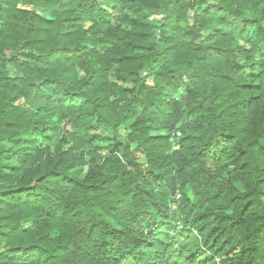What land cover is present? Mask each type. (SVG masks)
<instances>
[{
    "label": "clouds",
    "instance_id": "1",
    "mask_svg": "<svg viewBox=\"0 0 264 264\" xmlns=\"http://www.w3.org/2000/svg\"><path fill=\"white\" fill-rule=\"evenodd\" d=\"M0 264H264V0H0Z\"/></svg>",
    "mask_w": 264,
    "mask_h": 264
}]
</instances>
